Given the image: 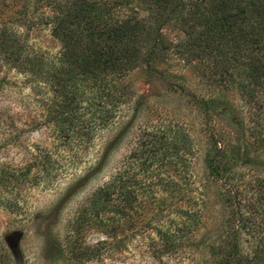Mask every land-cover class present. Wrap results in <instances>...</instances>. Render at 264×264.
<instances>
[{
    "label": "rangeland",
    "instance_id": "rangeland-1",
    "mask_svg": "<svg viewBox=\"0 0 264 264\" xmlns=\"http://www.w3.org/2000/svg\"><path fill=\"white\" fill-rule=\"evenodd\" d=\"M23 1L0 0V29L16 28L24 44L19 62H0V248L8 256L6 264H70L66 242L73 234V226L78 225L76 218L84 203L116 173L136 135L161 120L179 121L196 139L199 151L192 165V191L181 203L171 202V206L158 203L166 193L161 187L137 192L142 206H136L134 220L144 223L162 210L165 224L174 228L184 218L182 211H189L200 213L199 223L192 230L181 232L182 244L164 249L160 234L154 229L162 226L159 221L116 244L110 231L112 223L103 227L89 215L80 220L77 240L81 252L78 256L85 254L71 264H218L220 250L227 247L225 234L231 232L236 219L231 218V206L219 201L216 183L205 179V135L209 124L218 125L236 144L245 147L247 142H253L247 128L259 114L257 105L264 104V93H254L251 106H245L237 83L214 81L198 60L185 63L168 56L153 69L140 65L128 74L124 84L129 85L131 100L117 108L109 104L104 109L90 106L88 89L84 96L77 97V108L72 112L74 121L62 127L55 120V112L63 104L61 93L54 90L58 86L51 88L40 78L38 66L27 63L33 55L52 57L49 63L56 61L60 41L40 23L38 12L46 9L40 6L32 14L30 0L27 14L33 20L18 19ZM120 10L128 16L146 18V12L135 5ZM146 19L143 22H148ZM144 29L149 32L144 33L148 44L152 34H156L155 26L146 24ZM160 34L164 44H176L182 36L173 25L163 27ZM53 65L45 69L52 70ZM235 79L242 82L243 78ZM190 96L212 99L216 109L226 108L235 127L223 115H216L220 112L210 110L209 115L205 114L192 104ZM98 102L94 99L93 104ZM100 117L106 120L101 121ZM77 129L86 132L77 133ZM87 132L88 137L82 136ZM41 152L43 156L37 157ZM260 158L264 161V150ZM165 170L163 175L167 176ZM169 174L175 177L170 169ZM256 174V169L248 165L237 168L234 177L247 187ZM140 194L148 196V200ZM237 207L249 233L245 228L235 238L238 254L231 264H264V210L259 206ZM110 214L100 215L103 224ZM131 228L124 230L130 234ZM255 229L259 232L254 234ZM104 242L107 250L98 253L97 248ZM92 254L94 257H88Z\"/></svg>",
    "mask_w": 264,
    "mask_h": 264
},
{
    "label": "trees",
    "instance_id": "trees-1",
    "mask_svg": "<svg viewBox=\"0 0 264 264\" xmlns=\"http://www.w3.org/2000/svg\"><path fill=\"white\" fill-rule=\"evenodd\" d=\"M28 1L24 0L20 6L19 20L25 18L33 20L30 14H27ZM29 2L32 14L37 13L40 6L46 9V12H38L40 23L48 27L52 36L60 41V50L54 61L56 63H49L52 57L44 55H33L32 60L27 63L28 65L35 63L38 66L40 78L51 88L54 89V85L58 86L54 90L61 93L59 96L63 104L56 110L55 120L62 127H65L63 124L74 121L72 112L77 108V97L84 96L88 89L91 91L88 98L90 106L95 105L97 109H104L105 104H109L117 108L131 100L129 85L124 84L128 74L140 65L153 69L168 56H176L185 63L198 60L209 70L214 81L220 84L237 83L245 106H251L254 93L259 90L264 93V0ZM129 5L141 8L143 13L146 12L147 19L128 16L127 12L121 13L120 9H126ZM145 19L148 22H143ZM146 24L154 25L156 33L152 34L148 44H145L144 39L145 32L149 35L144 29ZM167 25H173L182 34L176 44L163 43L160 30ZM23 45L16 28L2 27L0 62H19L22 58ZM52 64H54L52 70L45 69ZM241 76L242 82H236L235 78ZM94 99H99V102L93 104ZM190 99L192 104L205 114L209 115L210 110L220 112L216 115H223L228 124L235 127L236 122L230 112L226 108L213 107L212 99L193 96H190ZM257 108L259 114L255 120L250 121L252 124L247 128L253 142H247L245 147L230 141L226 130L218 125L209 124L211 127L207 128L205 135L203 152L205 179L216 183V191L221 198L219 201L224 206H231L235 216L233 218L232 214L231 218L234 221L236 219L231 232L225 234L228 241L224 245L227 247L220 250L222 256L218 264H231L238 254L235 238L246 227L237 206H259L258 208L264 210V174H261L264 172V161L260 158L264 150V117L261 118V114H264V104L257 105ZM98 119L106 120L102 117ZM62 127L60 130L63 131ZM216 127L219 129L215 130ZM77 131L86 132L79 129ZM82 136L88 137L89 132L82 133ZM198 147L190 130L179 121L161 120L145 126L136 135L116 173L107 183L90 194L81 213L78 214L76 218L78 225L73 226V234L66 242L70 264L85 254L84 252L78 256L81 252H78L77 240L80 220H86L89 215L103 227H109L112 223L110 231L116 244L140 233L146 227H151L153 221L162 223V226H156L154 229L160 234L164 249H172L174 245L182 244L181 232L192 230L200 221V213L182 211L184 218L174 228L165 224L162 210L144 223H137L134 220L137 216L136 206L142 204L136 193L161 187L166 193L159 199V204L171 206V202L181 203L192 191L189 186L194 177L192 165L194 158H197ZM43 154L41 152L37 157ZM248 165L254 167L257 174L251 177L246 187L240 185L234 176L237 168ZM163 167L164 172L167 169V176L163 175ZM169 169L175 177L169 174ZM140 195L144 200H148V196ZM151 198L152 196L149 200ZM106 214L110 215L103 224L99 217L100 215L105 217ZM127 226L132 227L129 230L130 234L128 230H124ZM246 230L249 233L247 228ZM256 230L253 231L254 234ZM122 233L124 234L121 237L117 239L114 237ZM107 248L108 245L104 242L97 248V252H105ZM7 262L8 256L0 248V264Z\"/></svg>",
    "mask_w": 264,
    "mask_h": 264
}]
</instances>
